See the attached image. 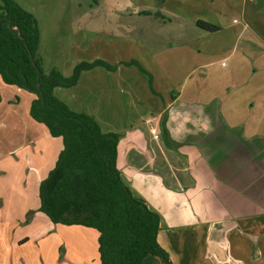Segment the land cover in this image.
<instances>
[{"label":"crops","instance_id":"1","mask_svg":"<svg viewBox=\"0 0 264 264\" xmlns=\"http://www.w3.org/2000/svg\"><path fill=\"white\" fill-rule=\"evenodd\" d=\"M103 1L93 0L80 14L71 4L69 20L55 13L57 5L41 4L32 14L39 21V12L52 11L71 29L61 47L59 41L50 44L52 62H45L39 31L44 73L57 61L65 78L82 62L117 65L115 71H82L76 85L55 89V97L91 116L103 133L118 135L120 179L159 216L157 242L173 264H264V87L255 79L264 72V64L256 63L264 58V36L250 19H239V32L221 43L231 25L206 15L205 21L188 19L181 6L160 0L156 7L132 10L137 17L160 14L157 30L141 31L147 61L137 62L144 73L121 65L128 61L123 46L113 52L114 42L130 39L131 9L123 8V0L107 2L115 20L99 22L95 15ZM203 1L211 9L213 0ZM253 4L264 7V0ZM197 22L219 30L190 34L188 26ZM169 25L176 29H163ZM134 80L141 92L131 91ZM34 98L0 77V264H100L96 230L54 225L38 211L40 183L63 141L30 117ZM142 264L163 263L147 256Z\"/></svg>","mask_w":264,"mask_h":264},{"label":"trees","instance_id":"2","mask_svg":"<svg viewBox=\"0 0 264 264\" xmlns=\"http://www.w3.org/2000/svg\"><path fill=\"white\" fill-rule=\"evenodd\" d=\"M143 15H152L143 12ZM160 17L159 13L153 14ZM214 33L218 27L197 22ZM40 34L36 19L13 0H0V77L35 96L29 115L43 124L51 137L61 138L63 149L54 168L39 186V212L54 225L83 226L98 232L100 264H142L147 256L173 264L157 242L159 216L123 184L117 169L118 135L105 134L95 120L76 113L57 99L54 90L76 85L82 71L103 67L102 61L82 62L70 77L58 70L44 73L38 54ZM145 71L135 61L125 63ZM149 77L150 90L152 78ZM32 212L27 214L26 222Z\"/></svg>","mask_w":264,"mask_h":264},{"label":"rangeland","instance_id":"3","mask_svg":"<svg viewBox=\"0 0 264 264\" xmlns=\"http://www.w3.org/2000/svg\"><path fill=\"white\" fill-rule=\"evenodd\" d=\"M18 6H20L23 10L29 12L30 14L38 13L39 7L42 5L49 6V8H52L54 5H57V11H55L56 14H59L61 18L64 20H69V13L71 12L70 5L76 4L77 10L76 14L84 13L87 10H89V7L93 5V0H13ZM113 2V0H104L103 2H99V8L96 10V18H98L99 22L102 20H109L110 22H113L115 20V14H113L110 10V8L107 6V2ZM160 0H123V8L128 9L130 8V22L131 25L129 27V40H125L120 43L114 42L113 52H120L118 51V48L120 46H123L122 53L125 57L128 58V61L124 62L121 65H124L125 63H129L132 61L137 62L138 59L144 61H147V58L145 57V51L143 49L144 40L142 38L141 31L145 30H151L155 31L158 29L154 25L155 20H158L155 17L149 16L147 17H137L136 11L132 10H138L144 9L143 6L147 7H156V5L159 3ZM211 1V0H210ZM255 0H213L211 9H208L207 6H205L203 0H166L164 3L167 7L170 6V4L176 3L179 6H181V9L183 12H185V16L188 19L191 20H204L202 16L206 15L207 20L212 22L214 21V18L216 21H220L222 23V26L229 28L224 29L221 33V43H225L227 38V35H235L239 32L241 29L240 26L237 24L239 19H245V20H251L250 26L253 30H256L260 33V36H264V7L263 4H260L258 6L254 5L253 2ZM263 1V0H259ZM107 3V4H106ZM189 7H186V6ZM189 9V10H186ZM152 10V9H151ZM43 16H39V21L36 17H34L37 21V25L39 28V31L41 33V36L44 40L45 46H47V50L43 51L44 58L46 59L45 62H52V52L49 51V48L51 47L50 44H54V41H59V47L63 44V39L66 38L67 40L71 36V29L69 27V22H63L58 21L55 18H52L53 14L52 11H41L39 12ZM186 13H188L186 15ZM34 15V14H33ZM205 17V16H204ZM151 26H149V25ZM208 24V23H206ZM100 25V24H99ZM106 25V24H104ZM150 27V28H149ZM106 29V26L102 27V29ZM191 32H195L196 34L200 33L201 29L196 27V25L188 26ZM166 31L175 30L176 28L174 26H165L163 27ZM172 32V31H171ZM40 34V33H39ZM143 35H147L146 33ZM151 35V34H150ZM54 36V40H53ZM151 36H154L153 33ZM52 39V40H51ZM62 43V44H61ZM140 43V44H139ZM223 45V44H222ZM225 46V44H224ZM43 58V61H44ZM59 63L55 70H58L60 72L61 70V64L60 61H57ZM138 63V62H137ZM256 63L261 67L262 64H264V58H258ZM230 63H228V66ZM112 66V65H111ZM117 66V65H113ZM130 67L131 65H124ZM133 66V65H132ZM74 70V69H73ZM261 75V76H260ZM256 79L257 84H263L262 87H264V72L260 74ZM259 78V79H258ZM254 79V80H255ZM257 80H259L257 82ZM131 84V91H138L141 92V84L137 81H130ZM264 90V88L262 89Z\"/></svg>","mask_w":264,"mask_h":264},{"label":"built area","instance_id":"4","mask_svg":"<svg viewBox=\"0 0 264 264\" xmlns=\"http://www.w3.org/2000/svg\"><path fill=\"white\" fill-rule=\"evenodd\" d=\"M149 132H150L151 135H155L156 134L154 128H150V131Z\"/></svg>","mask_w":264,"mask_h":264}]
</instances>
